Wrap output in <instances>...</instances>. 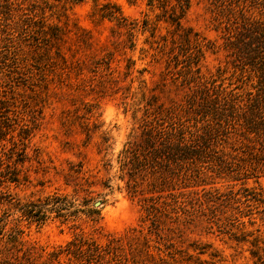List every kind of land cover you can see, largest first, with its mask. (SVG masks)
I'll use <instances>...</instances> for the list:
<instances>
[{"label": "rangeland", "instance_id": "374dc122", "mask_svg": "<svg viewBox=\"0 0 264 264\" xmlns=\"http://www.w3.org/2000/svg\"><path fill=\"white\" fill-rule=\"evenodd\" d=\"M175 9L177 0H0V218L23 231L43 257L36 261L83 237L120 242L104 264H187L193 246L206 251L203 264H254L250 243L235 240L240 231L258 236L264 261V204L248 202L240 210L251 214L240 215L231 199L242 181L264 197V172L233 180L205 166L200 181L172 191L200 209L187 206L177 225L166 207L155 224L147 216L150 198L170 201L152 190V175H139L134 156L144 124L160 121L158 106L192 130L205 84L208 99L224 90L240 103L258 90L235 57L247 46L229 42L245 23L264 28V0H190L180 29L166 21ZM228 130L213 138L215 150L246 160L248 142ZM256 152L250 160L264 163ZM210 194L222 196L205 204ZM30 203L39 222L20 210ZM7 260L1 241L0 264ZM60 263L77 264L65 255Z\"/></svg>", "mask_w": 264, "mask_h": 264}, {"label": "trees", "instance_id": "16d2710c", "mask_svg": "<svg viewBox=\"0 0 264 264\" xmlns=\"http://www.w3.org/2000/svg\"><path fill=\"white\" fill-rule=\"evenodd\" d=\"M177 6L179 12L176 13L175 9L166 21L175 26L176 29H180L181 19L190 6V0H177ZM184 40L187 45H200L198 42L192 43L189 36H186ZM229 45L247 46L243 48L235 47V57L256 74L258 90L254 95L250 92V96L246 101L240 103L233 94L222 90L216 91L217 96L215 99H208L207 92L210 88L205 84L199 90L200 96L205 94L200 97L201 101L198 103L200 109L195 111L202 119H195L197 122L194 129H189L182 122L181 117L175 115L172 108L164 110L161 105L158 106L157 115L155 116H158L160 121L154 124L149 121L144 124L139 148L136 147L134 152L136 160H139V175H152L153 182L150 183L152 190L160 193L168 191L167 195L170 198V201H163L160 206L154 203L153 198L149 199L151 203L147 206V216H149L152 224L160 221L161 207H166L167 213L165 216L176 225L181 222V216L186 214L187 206L193 210H196L195 207L201 208L203 203H197L194 197L184 200L181 193L175 194L172 191L178 189L181 184L183 187H187L188 185H185L184 182L190 178L196 180V182L200 181L201 176L205 174L204 170L207 168L205 166L213 168L212 171L217 174L230 173L233 180H246L249 176L258 178L259 175L257 174L264 172V163L256 158L254 160L249 158L257 155L256 151L259 152V155H264V51L261 49L264 48V28L245 23L235 33L234 40L230 41ZM251 45H259L261 48H255V46L252 48ZM197 52L199 56L201 48H198ZM206 117L217 119L216 124L218 126L215 127L205 123L204 118ZM198 123H201L200 127L196 126ZM229 128L238 130L239 132H235V134H238L239 139L248 142V144H244L246 149L240 151L246 157V160L236 159L239 156L238 152L235 154L215 150L213 138L216 140L220 136L221 133L219 132L221 130L223 134H228ZM258 145L259 147H257ZM236 150V148H233L232 151ZM241 184V188L234 193L232 192L231 199L236 203V209L240 215H250L251 211L243 213L240 209L250 207L254 202L264 204V197L262 191L258 192L247 187L243 181ZM161 196L159 197L161 198ZM221 196L220 194L217 196L210 194L209 197L204 195L203 202L207 204L212 200L220 199ZM53 199L55 202L63 203L62 198L55 196ZM248 202H251V204ZM34 206V203H30L29 206H23L20 210L30 220L39 222L43 219L42 216L38 217L41 210H38V213H33L35 209L31 207ZM6 226L7 223L0 218V242L3 241L4 250L9 259L5 264H61L60 258L63 255L68 260L74 258L77 264H92L94 262L104 264L114 261V258L118 255L117 252L120 250L118 240L101 245L95 240L88 241L83 237H76L68 242L66 249L59 248L50 251L44 257L45 259L36 261V258L43 257L42 255H35L34 247L25 244L22 238L23 231L18 226L9 227V229ZM249 236H253V233L240 231V235H235V240L250 243L253 247L250 252L255 259L254 264H264L263 257L259 252L258 236L251 238ZM196 249H198L197 255L187 253L183 259L187 264H203V262H206L200 259V256L206 254V251L193 246V250Z\"/></svg>", "mask_w": 264, "mask_h": 264}]
</instances>
